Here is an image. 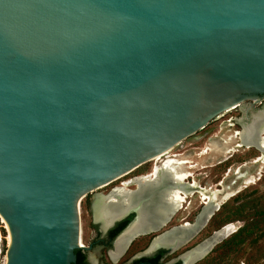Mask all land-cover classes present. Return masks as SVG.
Listing matches in <instances>:
<instances>
[{"label":"water","instance_id":"1","mask_svg":"<svg viewBox=\"0 0 264 264\" xmlns=\"http://www.w3.org/2000/svg\"><path fill=\"white\" fill-rule=\"evenodd\" d=\"M252 95L264 0H0L7 264H72L81 197Z\"/></svg>","mask_w":264,"mask_h":264},{"label":"rangeland","instance_id":"2","mask_svg":"<svg viewBox=\"0 0 264 264\" xmlns=\"http://www.w3.org/2000/svg\"><path fill=\"white\" fill-rule=\"evenodd\" d=\"M256 101L252 97H247L241 102L240 107L221 113L203 129L169 149L171 153L178 154L179 158L193 161L194 166L185 164L184 170L192 174L188 182H196V186L198 185L196 189L200 190L194 194L195 196L192 195L187 199L182 211L178 212L176 217L174 216V222L171 224H180L184 218L189 220V217L194 216L203 203L200 192L204 191L207 195H211L213 192L220 191L219 201L223 205L208 227L181 250L192 247L199 238L204 239L212 234V231L221 230L228 223L232 225L234 233L248 225L253 231L243 243L224 256L222 252L231 249V245L223 246L233 233L228 235L198 264H206L210 261L209 259H215L217 264H264V166L261 162H255L261 152L256 148L248 149L238 146L239 139L235 136L236 132L243 129V123L249 122L254 114L264 108V101L263 104ZM206 147H211V150L202 155ZM231 149L235 152H229ZM157 165H160L157 160H151L128 177L151 173ZM241 166H244L242 174L239 175L240 171L236 174ZM130 185L126 187L135 189V185ZM229 193H233L234 196L227 201H222ZM226 219L228 223H223ZM9 228V224L0 213V264H7L9 261L11 235Z\"/></svg>","mask_w":264,"mask_h":264},{"label":"bare ground","instance_id":"3","mask_svg":"<svg viewBox=\"0 0 264 264\" xmlns=\"http://www.w3.org/2000/svg\"><path fill=\"white\" fill-rule=\"evenodd\" d=\"M250 97L259 101L258 97L255 95ZM235 136L239 139L238 146H243L248 149L256 148L261 152V156H259L255 162H261L264 166V108L254 114L249 122L243 123V129L236 132ZM174 146L164 149L159 152L154 159H151L157 160L160 165L155 166V169L150 174L135 178L131 183H123L121 186L115 188L109 195L103 194L100 197L101 216H104L106 223L112 222L115 218L122 217L131 209H136L139 212V217L127 231V234L132 235V233H138L140 231L145 233L154 231L156 228L171 221L173 217L183 209L187 199L200 191L196 189L198 188L196 182H188L192 174L184 170L185 164H191L189 166L193 167V161L179 158L178 154L171 153L169 149H172ZM210 150L211 147H206L202 155L207 154ZM231 151H234V149L229 150V152ZM240 174L242 173L239 172V175ZM120 178L122 177L114 181ZM130 184H136L138 189H128L126 186ZM203 192H200V194L202 195L201 198L205 206L202 213L197 218V223L193 225L187 222L175 227L172 231H169V233L167 232L168 234L160 237L155 246L164 245L174 248L186 235L194 233L196 229L201 227L205 228L207 226L209 219L221 205V201H219L220 191L213 192L211 195H207L206 192ZM232 196H234L233 193H229L225 195L222 201H227ZM80 201L81 199L78 201L79 206ZM232 233H234V230L231 224L224 226L221 230L216 232L213 238L204 242L200 248L188 253L185 256V263L189 264L193 259L210 247L214 241H221ZM10 234L11 246L13 241L12 231Z\"/></svg>","mask_w":264,"mask_h":264},{"label":"flooded vegetation","instance_id":"4","mask_svg":"<svg viewBox=\"0 0 264 264\" xmlns=\"http://www.w3.org/2000/svg\"><path fill=\"white\" fill-rule=\"evenodd\" d=\"M253 99L255 100V98ZM259 101L261 104H263L264 96H261ZM259 156H261V154ZM244 166L239 167L236 174H238L239 171L241 173ZM132 172L128 173L117 181H113L111 184H107V186L105 185L89 192L81 199L79 209L80 234L79 240L76 244L77 246L74 250L75 259L73 260L72 264H186L185 256L190 253L192 249L195 248V246L201 244L203 241L210 238L216 234L218 230H220L218 229L212 231V234L206 236L204 239L199 238L197 243H195L192 247H188L183 250H181L183 246L181 248L177 246L174 248L164 245L155 246L157 240L160 237L165 236L175 227L183 225V223L185 224L187 222L191 224L194 223L203 211L205 206H203V203L200 209L196 211L194 216L189 217V220L184 218L180 224H171L174 222L175 216L171 221L165 224L163 228L156 231L154 230L146 233L143 231L142 233L140 231L138 233H132V235L127 234V231L132 227L134 222L139 217V212L136 209H131L122 217L115 218L112 222L106 223L104 216H101L102 211L100 210V197L103 194L109 195L115 188L121 186L123 183H131L135 178L150 174V172H148L145 175H132L128 177L130 174H132ZM115 182L118 183L115 184ZM132 185H135V189L131 190L138 189L136 184ZM222 206L223 205L221 204L219 209L214 212L208 221L209 223L222 208ZM209 223L205 228L208 227ZM205 228H201L199 232L192 237L191 241L196 239L203 232V230H205ZM212 250L203 259L198 260L193 264H198L200 261L204 260L212 252ZM206 264L213 263L212 261H209Z\"/></svg>","mask_w":264,"mask_h":264},{"label":"trees","instance_id":"5","mask_svg":"<svg viewBox=\"0 0 264 264\" xmlns=\"http://www.w3.org/2000/svg\"><path fill=\"white\" fill-rule=\"evenodd\" d=\"M227 221H228V220L226 219L223 223H228ZM229 222H231V221H229ZM220 225H221V224H220ZM220 225H219V226H220ZM219 226H218V227H219ZM249 226H250V225H248L247 227H246V226H243V227H241L239 230H237L235 233H233V234L231 235V238H230L229 240L226 241L225 245H223V246L231 245V249H227V247H226L227 251L225 250L224 253L222 252V255L227 256L233 248H235L237 245L243 243V242L245 241L246 237H247L249 234H252L253 231H251V228H250ZM215 250H216V249H215ZM219 250H220V249H219ZM223 258H224V257H223ZM209 260L212 261L213 264H217V263L215 262V259H213V260H212V259H209ZM209 260H208V261H209Z\"/></svg>","mask_w":264,"mask_h":264}]
</instances>
